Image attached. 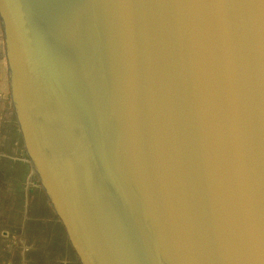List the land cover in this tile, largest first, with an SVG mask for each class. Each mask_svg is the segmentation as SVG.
Instances as JSON below:
<instances>
[{"label":"water","instance_id":"obj_1","mask_svg":"<svg viewBox=\"0 0 264 264\" xmlns=\"http://www.w3.org/2000/svg\"><path fill=\"white\" fill-rule=\"evenodd\" d=\"M0 264H264V0H0Z\"/></svg>","mask_w":264,"mask_h":264},{"label":"bare ground","instance_id":"obj_2","mask_svg":"<svg viewBox=\"0 0 264 264\" xmlns=\"http://www.w3.org/2000/svg\"><path fill=\"white\" fill-rule=\"evenodd\" d=\"M124 29V23L120 24L119 25V30H123ZM101 31V30H99ZM140 31V27L139 25H137L136 27V32L138 33ZM106 33L103 32L102 33V36H105ZM141 35V34H139ZM72 36H98V34L96 33V31L94 30H91V29H88V27H85V26H80V27H77L75 32L72 34ZM133 40H138L139 37L137 35H135L134 37H132ZM93 47H96V48H99L101 49L99 46H97L96 44L93 46ZM98 55L100 57H102V61H104L106 58H110L111 57V52L110 51H107L106 55H104L103 52H99Z\"/></svg>","mask_w":264,"mask_h":264}]
</instances>
